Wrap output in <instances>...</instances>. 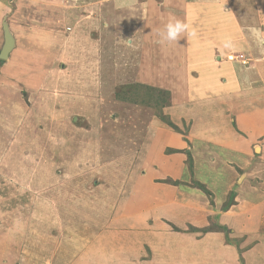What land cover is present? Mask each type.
<instances>
[{
  "label": "rangeland",
  "instance_id": "1",
  "mask_svg": "<svg viewBox=\"0 0 264 264\" xmlns=\"http://www.w3.org/2000/svg\"><path fill=\"white\" fill-rule=\"evenodd\" d=\"M1 1L12 10L16 1L19 10L6 15L14 46L0 58V264H63L110 227L122 192L134 204L150 190L134 170L138 160L146 164L158 150L184 152L180 141L189 149L197 96L215 94L200 92L205 79L222 84L220 75L236 69L226 62L200 81L195 63L213 39L202 0L154 3L161 15L184 18L188 31L178 43L162 39L166 24L145 0L133 8L44 0L31 16L27 0ZM222 4L251 37L243 33L249 45L237 46L238 39L224 56L212 48L214 62L222 55L264 67V0ZM3 40L0 20V49ZM255 166L253 179L264 184V157ZM158 177L154 182L178 181ZM250 245L239 248L242 260Z\"/></svg>",
  "mask_w": 264,
  "mask_h": 264
},
{
  "label": "crops",
  "instance_id": "2",
  "mask_svg": "<svg viewBox=\"0 0 264 264\" xmlns=\"http://www.w3.org/2000/svg\"><path fill=\"white\" fill-rule=\"evenodd\" d=\"M40 1L44 0H27L29 8L25 7V13L30 11L31 16L32 9H40ZM160 1V4L167 3L173 8L171 0ZM224 1L227 4L228 0ZM144 2L165 24L172 19L184 22L183 17L161 15L162 12L155 7L156 0ZM144 2L115 0L122 8L145 7ZM202 3L210 18V21L206 18L210 22L207 29L211 30L213 39L209 40L208 50H202L203 60L197 59L199 65L195 63L197 67L201 65L200 81H203L202 76H209L207 72L225 69L226 62H230L236 72L232 73L234 69L225 71V75H220L222 84L214 86L212 77L211 82L205 79L208 83L203 84L205 88L200 92L211 91L215 94L212 93L214 97L204 94L197 96L200 117L193 116L191 131V139L195 142L187 149V143L180 141L178 148L184 152L165 154L158 150V154L153 153L155 158L146 163H150L153 170H146L142 167L146 165L145 160L141 163L138 160L134 170L144 180L140 183L142 188L150 187V190L134 199V204L128 199V192H122L118 196L116 217L110 227H106L101 234L96 232L98 234L95 233L94 239L86 245L89 246L88 250L80 254L77 252L72 258L67 257L62 260L66 262L63 264H264V184L253 179L256 158L264 157V67L256 62L249 68L241 67L240 62L221 59V54L215 56L214 62L212 48L224 56L238 39L237 46H248L244 34L251 35L240 26L232 13L225 12L222 0H202ZM2 6L5 7L3 12ZM12 7L13 10L0 0L1 22L7 18L6 15L15 16L19 10L15 8L16 1ZM156 19L153 22L157 23ZM251 32V40L254 41L255 31ZM226 42H230L231 46L225 47ZM193 47L187 48L192 51ZM259 149L260 154L257 155L256 150ZM187 154L191 156L190 168L185 159ZM240 170L245 172L239 173ZM151 174L153 179H149ZM158 176H168L178 180V183L154 182ZM194 182L202 183L211 195L208 196ZM231 191L234 192L232 203L222 210ZM211 224L226 226L229 241L226 234L216 228L201 231V228ZM245 236L247 240L239 244L234 241ZM248 244L251 245L242 253V260L239 248Z\"/></svg>",
  "mask_w": 264,
  "mask_h": 264
},
{
  "label": "clouds",
  "instance_id": "3",
  "mask_svg": "<svg viewBox=\"0 0 264 264\" xmlns=\"http://www.w3.org/2000/svg\"><path fill=\"white\" fill-rule=\"evenodd\" d=\"M188 31V25L180 20L172 19L165 25V30L161 34L163 40L175 41L178 43L182 33ZM195 35V33H190ZM230 42L225 43V47H230Z\"/></svg>",
  "mask_w": 264,
  "mask_h": 264
},
{
  "label": "trees",
  "instance_id": "4",
  "mask_svg": "<svg viewBox=\"0 0 264 264\" xmlns=\"http://www.w3.org/2000/svg\"><path fill=\"white\" fill-rule=\"evenodd\" d=\"M191 162V160H190V158H189V163ZM190 167H191V164H190ZM173 182V184H177L178 183V181H172ZM194 184L198 187V188H200V189H202L208 196L209 195H211V192L202 184V183H200V182H194ZM233 195H234V192L233 191H231L229 194H228V197H227V200L224 202V204L222 205V207H221V209L222 210H225V209H227L228 208V206L232 203V197H233ZM210 202H212L211 201V199H210ZM192 227H190V229H191ZM214 228H216L217 230H221V231H223L225 234H226V239L229 241V239H228V237H227V234H228V229H227V227L226 226H218V225H214V224H212V225H209V226H206V227H204V228H201V231H208V230H212V229H214Z\"/></svg>",
  "mask_w": 264,
  "mask_h": 264
},
{
  "label": "water",
  "instance_id": "5",
  "mask_svg": "<svg viewBox=\"0 0 264 264\" xmlns=\"http://www.w3.org/2000/svg\"><path fill=\"white\" fill-rule=\"evenodd\" d=\"M2 30L4 40L0 49V58L6 59L12 47L14 46V36L5 18L2 20Z\"/></svg>",
  "mask_w": 264,
  "mask_h": 264
},
{
  "label": "built area",
  "instance_id": "6",
  "mask_svg": "<svg viewBox=\"0 0 264 264\" xmlns=\"http://www.w3.org/2000/svg\"><path fill=\"white\" fill-rule=\"evenodd\" d=\"M241 56V55H240ZM245 59L243 58L242 63H244Z\"/></svg>",
  "mask_w": 264,
  "mask_h": 264
}]
</instances>
